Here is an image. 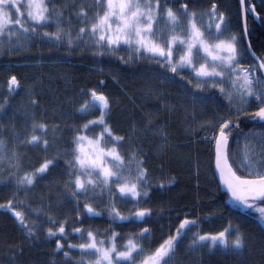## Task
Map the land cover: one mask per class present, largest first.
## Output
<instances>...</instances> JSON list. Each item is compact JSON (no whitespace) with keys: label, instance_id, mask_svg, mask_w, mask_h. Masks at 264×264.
<instances>
[{"label":"trees","instance_id":"16d2710c","mask_svg":"<svg viewBox=\"0 0 264 264\" xmlns=\"http://www.w3.org/2000/svg\"><path fill=\"white\" fill-rule=\"evenodd\" d=\"M86 1L54 0L62 6L63 22L73 34L81 27L78 6L94 5ZM184 3L197 13L207 12L215 4L217 14H223L225 24L237 35L242 65L256 66L244 41L239 0H168L174 10ZM246 10L251 47L264 60V0H246ZM40 31H55V25ZM37 39L27 52L11 57L0 54V104L7 100L0 110V139L7 145L6 158L0 161V205L12 201L11 208H0V264H76L79 249L69 250L68 245L81 240L73 227L101 235L114 230L124 238L148 228L143 244L154 248L175 235L184 219L195 223L184 230L171 264H264V217L250 208L233 206L214 172L213 129L221 118L236 119L229 116L228 102L217 89L195 90L186 79L144 56L128 62L118 53L94 55L84 46L81 50L75 44L69 48L66 42L46 46ZM13 75L20 86L9 93L8 80ZM91 90L109 98L106 120L115 135L125 137L121 151H137L144 159L149 174L148 196L139 204L116 199L122 215H130L136 208L151 209V215L143 220L112 221L106 193L96 205L101 215L91 216L83 208L85 198H79L78 209L68 190L63 152L70 147L74 129L99 114L97 110L78 111ZM247 107L250 113L257 111L255 101ZM33 122L47 126L46 133L36 132L48 140L47 149L42 143L34 146L26 142ZM238 122L240 128L233 137L264 133V122L247 116ZM240 140V149L233 138L229 144L230 156L237 160L243 148L242 136ZM13 152L19 160L18 169L10 166L15 163ZM46 158L54 159V164L38 175L32 186L16 184L20 174L33 172ZM14 211L21 212L30 227L35 225L34 235H28ZM49 216L56 225L49 222ZM64 221V235H47L48 228L56 231ZM229 225V243L238 228L244 238L242 249L219 244L215 248H189L194 235H214ZM57 239L64 245L60 251L56 249ZM123 241L118 238L117 243L122 245ZM64 251H70L71 259L63 255Z\"/></svg>","mask_w":264,"mask_h":264},{"label":"snow or ice","instance_id":"6c2138e0","mask_svg":"<svg viewBox=\"0 0 264 264\" xmlns=\"http://www.w3.org/2000/svg\"><path fill=\"white\" fill-rule=\"evenodd\" d=\"M240 4L243 6L244 0H240ZM78 8L76 15L83 26L73 34L62 26L64 12L54 0H0V46L7 45L5 50L20 51L35 38H46L53 44L66 42L69 48L75 42H90L94 55H115L124 50L130 54L128 59L144 56L182 80V73L187 72L192 78L188 83L192 84L194 80L193 86L199 90L206 85L217 89L228 102L229 116L236 119L221 118L213 129L211 139L214 142L215 170L235 201L264 217V133L240 134L244 143L238 160L230 156L229 151L230 138L240 149V136L233 137V133L240 128V117L264 122V60L252 53L258 61L256 66L245 68L242 65L237 48L239 41L235 35H224L227 25L223 14L217 15L216 5L201 13L189 11L187 3L174 10L168 6V0H94L91 8L84 5ZM53 24L55 31L41 33V29ZM120 59L124 60V57ZM19 86L17 77L11 76L8 80L9 93ZM87 96L78 111L84 114L97 110L99 114L74 129L70 147L63 152L69 177L68 190L78 209L79 198H85L83 208L91 216H99L101 212L89 201L106 193L108 215L112 221L143 220L151 215V209L136 208L130 215H122L116 207V199L125 204H139L141 198L148 196L149 174L144 159L137 151H121L125 137L115 135L106 120L110 109L109 98L95 90ZM250 101L256 102L257 111L254 113L248 110ZM6 103L7 100L4 101ZM32 103L34 105L36 101ZM4 104H0V110ZM37 131L46 133L47 126L33 122L32 133L26 142L34 146L42 143L47 149L48 140L37 135ZM253 140L255 144L251 143ZM6 147L5 141L0 139V161L6 158ZM12 159L15 163H10V166L18 169L19 160L15 152ZM53 164L54 159L46 158L33 172L20 174L16 184L24 188L32 186L37 176ZM3 207L11 208L12 201L0 205V208ZM14 215L28 235H34L35 225L30 227L19 211H14ZM48 219L51 224H57L51 216ZM65 223L60 222L56 231L48 228L47 235H64ZM194 223L184 219L175 235H170L154 248H146L143 244L148 228L124 238L114 230L101 235L90 229L73 227L72 231L80 235L81 242L69 244L68 249H79L80 259L76 264H171L184 230ZM230 229L231 225L214 235L196 234L189 248H215L219 244L224 248L242 249L243 235L238 228L235 229V239L230 244ZM118 238L125 242L118 246ZM63 248L64 245L57 239V251ZM63 255L71 259L70 251H64Z\"/></svg>","mask_w":264,"mask_h":264},{"label":"rangeland","instance_id":"374dc122","mask_svg":"<svg viewBox=\"0 0 264 264\" xmlns=\"http://www.w3.org/2000/svg\"><path fill=\"white\" fill-rule=\"evenodd\" d=\"M91 1L94 2V0H91ZM86 3L89 4V3H90V0H87ZM58 7H61V8H62L61 5H59ZM90 8H91V7H90ZM200 13H201V12H200ZM91 15H92V12L89 11V16H91ZM217 15L219 16V14H217ZM62 19H63V18H62ZM205 19H206V17H205ZM80 24H81V23H80ZM62 26L65 28V30H69V26L66 27L65 24H64V22L62 23ZM81 26H83V25L81 24ZM222 27H223V26H222ZM75 33H76V32H75ZM224 35H225V36L235 35V36L237 37V35H236L235 33L231 32V30L229 29L228 26H227V30L224 32ZM36 41H37L38 44H42V45H46V46H47L48 44H50V42H48V40H47L46 38H43V39L38 38ZM34 43H35V39L32 40V41L29 43L28 47H25V48H23V49L20 50V51H15V50H5L8 46H7V45H2V46H0V54H6V55H9L10 57L13 56V55H19V54H21V53H24V52L29 51L30 49H33ZM82 46L87 47L88 49H91V50L93 51L90 42L87 43V44L82 43V42H75V47H76L78 50H79V49L81 50V49H82ZM237 48H238V45H237ZM238 52H239V50H238ZM118 54H120L121 56L125 57V59H126L128 62H132L133 59L135 58V56H133L132 59H128V57H129L130 54H129L127 51H124V50H122L121 52H118ZM245 68H247V67H245ZM182 75L184 76V79H186V81L192 79L190 76H188L187 72L182 73ZM194 83H195V81L193 80L192 87H193L195 90H198V91H204V92H209V91L215 90L214 88H211V87H209V86H207V85L204 86L203 90H199V89H197V88H195V87L193 86ZM250 102H251V101H250ZM250 102H249V103H250ZM248 105H249V104H248ZM248 105H247V106H248ZM80 198H81V200H82V199H83V196H81ZM118 199H119V198H118ZM89 202L92 203V206H93L94 208H96L97 210L99 209V208H97V206H96L97 203H99V199H98V198H95L94 200H90ZM252 210H254V209H252ZM257 216L261 219V217H260L259 215H257ZM263 224H264V221H263ZM124 242H125V241H123V243H124ZM123 243H122V244H123ZM119 245H120V244L118 243V246H119Z\"/></svg>","mask_w":264,"mask_h":264},{"label":"water","instance_id":"95a60500","mask_svg":"<svg viewBox=\"0 0 264 264\" xmlns=\"http://www.w3.org/2000/svg\"><path fill=\"white\" fill-rule=\"evenodd\" d=\"M245 1L246 0H244V5L243 6L240 4V6H241V13H242L243 36H244V40H245V43H246V46H247V49H248L249 54L254 59V61L256 63H258V61L255 59V57H258V56L255 54V57H253V55H252V53H254V51H253V49L251 47V44H250V41H249V37H248V25H247V14H246V4H245ZM214 172H215V175H216V178L218 180V183L220 185L221 190L229 195V197L231 199V202H232V205L235 206V207L241 208V209L245 208L244 205H242L239 202L235 201L231 197V194L228 192L227 188L220 181V179H219V173L215 170V165H214Z\"/></svg>","mask_w":264,"mask_h":264}]
</instances>
